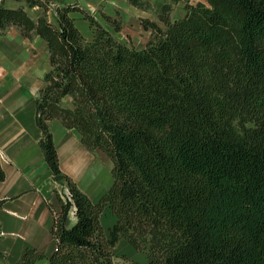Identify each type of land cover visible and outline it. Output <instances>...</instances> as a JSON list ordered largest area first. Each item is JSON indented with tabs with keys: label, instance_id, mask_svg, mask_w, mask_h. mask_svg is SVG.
Here are the masks:
<instances>
[{
	"label": "trees",
	"instance_id": "trees-1",
	"mask_svg": "<svg viewBox=\"0 0 264 264\" xmlns=\"http://www.w3.org/2000/svg\"><path fill=\"white\" fill-rule=\"evenodd\" d=\"M24 3L41 12L31 17L0 3V34L16 27L46 43L35 121L51 181L68 195L58 198V212L48 204L54 252L26 248L22 264H114L122 240L148 264H264V0H203L187 4L182 19L165 4L157 14L163 29L141 21L151 30L141 50L76 4ZM74 11L90 23L92 41ZM102 17L121 30L120 20ZM53 119L111 160L113 182L97 201L61 171ZM52 183L42 189L47 201L58 195ZM106 208L116 218L107 233ZM0 264H8L1 252Z\"/></svg>",
	"mask_w": 264,
	"mask_h": 264
},
{
	"label": "crops",
	"instance_id": "crops-1",
	"mask_svg": "<svg viewBox=\"0 0 264 264\" xmlns=\"http://www.w3.org/2000/svg\"><path fill=\"white\" fill-rule=\"evenodd\" d=\"M63 1L78 4L121 43L136 50L144 49L151 35V30L143 27V19L158 22L156 15L165 4H171V18L182 19L187 4L203 2L148 0L152 11H144L128 0ZM0 3L10 9L24 7L28 14L38 11L37 7H25L24 0H0ZM102 15L120 19L121 30L114 31ZM69 16L85 40L92 41L94 31L82 13L74 11ZM48 69L46 43L39 36L26 38L16 27L0 34V165L5 176L0 180V199H5L0 209V252L8 264H22L26 248L47 257L54 252L56 240L51 234L54 218L48 204L58 212V198L68 195L66 188L51 181V170L39 146L42 132L35 121V100ZM48 125L61 171L92 201L100 199L113 182L109 157L98 150L88 151L81 144L79 134L65 128L60 121L53 119ZM51 183L58 195L51 191L47 201L42 189ZM75 221L72 210L67 225L71 227Z\"/></svg>",
	"mask_w": 264,
	"mask_h": 264
},
{
	"label": "rangeland",
	"instance_id": "rangeland-1",
	"mask_svg": "<svg viewBox=\"0 0 264 264\" xmlns=\"http://www.w3.org/2000/svg\"><path fill=\"white\" fill-rule=\"evenodd\" d=\"M148 3L149 1L146 0ZM73 4H76V3H73ZM150 4V3H149ZM78 6V4H76ZM172 10V7H171V4H168ZM29 9V8H28ZM141 10H144V11H152V7L150 5V8L149 9H144V8H139ZM37 13H35V11L33 12H30L29 14L32 16V17H36V15L41 12V9H38V11H36ZM89 14V13H88ZM171 15V14H170ZM92 16V15H91ZM157 17V15H156ZM51 19L52 18V15L50 17ZM103 18V17H102ZM104 19V18H103ZM115 20H120V19H115ZM97 21V20H96ZM121 21V20H120ZM157 24L159 23L161 26V28L163 29L164 28V25L158 20V17H157ZM98 22V21H97ZM155 22V21H154ZM122 23V22H121ZM150 38V37H149ZM105 155V154H104ZM107 156V155H106ZM114 215L112 214V212L110 211L109 208H106L101 216V222H102V225L106 231V233L108 232V228L111 227L115 222H114ZM113 254H114V264H129L131 261H134V262H138L140 264H148V261H147V258L145 256L144 253L142 252H139L137 250H135L127 241L125 240H122L120 241L116 247L114 248V251H113Z\"/></svg>",
	"mask_w": 264,
	"mask_h": 264
}]
</instances>
